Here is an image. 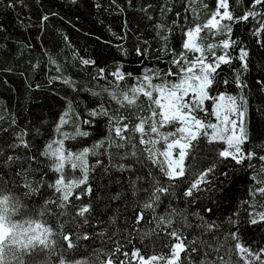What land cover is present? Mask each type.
I'll list each match as a JSON object with an SVG mask.
<instances>
[{"label":"trees","instance_id":"16d2710c","mask_svg":"<svg viewBox=\"0 0 264 264\" xmlns=\"http://www.w3.org/2000/svg\"><path fill=\"white\" fill-rule=\"evenodd\" d=\"M226 3L234 19L220 22L230 25L231 33L204 29L195 42L204 47L230 40L226 51L231 63L217 69L210 94L245 102L248 140L242 147L254 156L240 164L219 158L225 145L201 136L186 161V176L170 181L147 158L140 134L131 131L139 118L151 123L155 106L142 93L131 105L124 101L122 107L118 101L125 95L132 98V88L146 87L155 96L154 86L179 82L181 69L196 57L182 47L186 33L212 18L218 0H0V189L19 201L16 219L35 217L53 229L55 243L41 264H59L61 259L138 264L132 251L146 258L167 254L165 245L173 242L169 234L174 230L188 241H203L181 253V264H259L250 255L264 260V223L251 224L249 215L264 211V195L258 191L264 187V161L259 159L264 156V2ZM249 13L247 20L241 19ZM241 49L248 53L246 70L239 59ZM224 51L222 46L211 51L204 47L201 56L211 62ZM237 78L244 86H238ZM214 103L205 101L207 115L197 113L209 123H218L211 115ZM102 111L107 115H90ZM109 117H123L121 126L128 125L126 140L117 139L123 147L109 145ZM56 142L63 143L65 154L103 145L86 158L89 179L82 188H91V193L75 189L74 196L81 199L73 196L64 209L53 187L59 175L51 155ZM73 162L65 164L64 175L79 177ZM209 167L215 168L208 176L211 191L185 196L190 182ZM155 187L167 191L156 193L153 208L145 209ZM83 205L91 208L87 223L76 215ZM140 213L144 218L136 223ZM208 225L216 227L209 230ZM237 242L249 252L248 260L235 250Z\"/></svg>","mask_w":264,"mask_h":264},{"label":"snow or ice","instance_id":"6c2138e0","mask_svg":"<svg viewBox=\"0 0 264 264\" xmlns=\"http://www.w3.org/2000/svg\"><path fill=\"white\" fill-rule=\"evenodd\" d=\"M262 2L264 0H255L256 4H261ZM219 7L225 9L221 20L232 21L234 19L228 11L226 0H219ZM218 14L213 13L212 18L206 24L197 26L194 30H189L186 33L187 40L182 42V47L185 50L202 53L204 47L211 51L215 47L222 46L225 50L224 54L214 56L211 62L206 61L203 56L193 57L189 62V66L186 69H181L183 74L178 83L154 86L155 96L153 91L147 90L146 87H136L131 89L132 98L125 95L123 101H118L122 107L124 106V101L131 105L135 103L137 94L142 93L148 98L150 104L155 106L151 107V116L148 118L151 120V123L148 124L147 120L139 118V122L131 131L140 134L141 138L139 143L144 146L143 151L147 153V158L153 165L158 166L159 171L170 181L186 176V161L196 151L201 136L209 139V142L219 141L225 145L218 152L219 158H231L237 164H240L245 159L250 160L254 156V153L251 152L245 154L242 147L248 140L244 126V116L246 113V107H244L245 102L242 101V98L238 101L237 98L226 94H219L216 97H212L210 94L215 77L218 75L217 69L220 68L221 64L231 63V58L226 51L231 47L230 40L224 39L220 42V45L209 43L204 47L200 43L193 41L194 34H199L204 29H224L228 34L231 33L230 25H222L220 20L215 19ZM248 15H251V13L246 14L241 19L247 20ZM247 56V51L241 49L239 59L242 61V67L245 70L247 69ZM181 57L187 59L184 53H181ZM83 63L90 64L92 61L84 60ZM173 63H178V61H173ZM101 71L103 70L101 69ZM169 75H172V73H169ZM224 83L227 84L228 81L225 80ZM237 84L241 87L244 86L239 78H237ZM210 99L215 101L211 115L216 117L218 123H209L197 114H208L205 108V101ZM98 114L107 115L103 111L101 113H90L92 116ZM67 115L68 113H65V116ZM234 117H238V119ZM114 120L116 126L113 128L112 124ZM122 120L123 117L119 120H116L114 117H109L110 127L107 140L110 146H115L116 148L123 147L122 144L117 143V139L126 140L124 132L129 131V128L127 124L121 126ZM61 122L66 123L64 117H61ZM86 123H90V121H86ZM161 129L167 130L161 131ZM112 132L115 134L114 137ZM78 134L87 135V133H79V131ZM20 140L23 141L22 135L20 136ZM56 143L59 146L51 151V155L55 157V171L59 175L53 187L60 194L59 207L64 209L71 203L70 198L74 196L75 189H81L85 193H91V188H82V186L87 185L89 179V166L86 158L90 151L95 154L94 150L103 145L96 144L92 150L84 148L77 154H73L72 152L65 154L63 143ZM161 144L163 145L162 148L157 147ZM49 149H52V145H49ZM177 149L178 151H174ZM133 155H136V153H133ZM8 159L11 160L12 157ZM259 159L264 161V156L259 157ZM69 161H74L71 163V168L74 172L76 170L80 171L81 175L79 177L64 175L65 164ZM119 167L122 170L124 169V165H119ZM214 172V167H209L199 172L196 178L190 182V186L184 195L192 197L194 193L211 191L212 181L208 179V176L209 173ZM224 175L227 174L225 173ZM133 187L135 186L133 185ZM164 191H167V189L155 187V190L149 196L148 202H145L143 207L145 209L153 208V203L159 198L156 193ZM258 191L261 195H264V187H261ZM135 194L136 192L134 191L133 195ZM252 195H255V193H252ZM74 198L80 200L81 196L75 195ZM19 208V201L4 189H0V264H41L43 254L51 249L55 243L53 240V229L48 226L46 221L35 217L16 219L15 217L19 212ZM90 211V206L83 205L78 209L76 215L84 218L83 222L87 223L86 214ZM42 215L43 213H41ZM249 215L251 217V224L264 223V211L249 213ZM143 218V213L137 215L135 218L136 223H139ZM161 223H164L163 218H161ZM171 223L172 221L169 219L167 224L171 225ZM230 223H235V221H230ZM207 227L211 230V228L216 226L208 225ZM169 235L173 242L165 245L168 248L167 254H152L146 258L141 255L139 250H135L131 252L132 258L138 261V264H181V253L188 252L190 245L203 243V241H197L195 239L188 241L182 233L175 230ZM63 239L70 241V237L67 235ZM232 239H236L235 234L232 235ZM67 247L72 249L74 245L69 242ZM234 248L238 252H247V249L243 248L238 242L235 243ZM115 251L119 252L120 248L117 247ZM191 251L196 252L197 248L192 247ZM124 255L127 257L129 254L124 253ZM253 259L257 260L259 264H264V260L260 257L250 255L249 260ZM59 264H81V262L79 260L66 261L61 259ZM107 264H113V262L109 260ZM120 264H131V261H121ZM200 264H212V262L201 260ZM245 264H248V261H245Z\"/></svg>","mask_w":264,"mask_h":264},{"label":"rangeland","instance_id":"374dc122","mask_svg":"<svg viewBox=\"0 0 264 264\" xmlns=\"http://www.w3.org/2000/svg\"><path fill=\"white\" fill-rule=\"evenodd\" d=\"M218 4H219V0H218ZM225 11V9L224 8H222V7H217V11H216V13H219L218 15H216V17H215V19L216 20H220L221 21V16H222V14H223V12ZM196 35L197 34H194V36H193V41L195 42V39H196ZM187 40V36H186V38H185V41ZM196 53V57H200L201 56V52H195ZM197 69H198V65H197ZM190 96H191V94H190ZM234 118H237L238 119V117H234ZM174 151H178V149L177 150H174ZM240 253V255L245 259V260H248L247 259V257H246V253H249L248 251L245 253V252H239Z\"/></svg>","mask_w":264,"mask_h":264},{"label":"water","instance_id":"95a60500","mask_svg":"<svg viewBox=\"0 0 264 264\" xmlns=\"http://www.w3.org/2000/svg\"><path fill=\"white\" fill-rule=\"evenodd\" d=\"M73 1H76V0H73Z\"/></svg>","mask_w":264,"mask_h":264}]
</instances>
